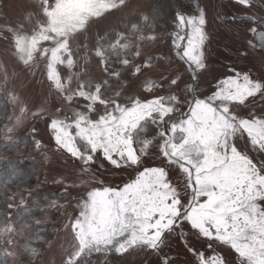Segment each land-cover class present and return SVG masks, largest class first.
Listing matches in <instances>:
<instances>
[{
	"label": "snow or ice",
	"instance_id": "snow-or-ice-1",
	"mask_svg": "<svg viewBox=\"0 0 264 264\" xmlns=\"http://www.w3.org/2000/svg\"><path fill=\"white\" fill-rule=\"evenodd\" d=\"M230 3L236 60L264 53L256 0ZM171 7L30 0L14 22L0 17V44L14 60H0V110L12 109L0 137L15 146L17 129L34 121L27 136L40 150L43 123L55 151L74 162L70 176L53 177L59 197L0 191L10 210L0 220V264H35V241L58 247V264H91L93 255L104 264L129 256L143 258L132 264H264V75L235 61L223 71L209 65L203 8L175 11L162 36L157 25ZM116 12L123 27L91 35ZM161 40L166 52L153 48ZM33 83L47 89L39 103L25 91ZM125 172L122 184H105V174ZM22 179L9 164L0 190ZM77 187L85 193L68 212L72 201H60ZM50 211L66 217L54 240L38 228Z\"/></svg>",
	"mask_w": 264,
	"mask_h": 264
},
{
	"label": "rangeland",
	"instance_id": "rangeland-1",
	"mask_svg": "<svg viewBox=\"0 0 264 264\" xmlns=\"http://www.w3.org/2000/svg\"><path fill=\"white\" fill-rule=\"evenodd\" d=\"M144 2V0H141ZM30 3V0H0V17L5 20L15 21L20 15L21 8ZM256 7L254 11L264 13V0H256ZM197 7L203 8L206 13L207 23L205 31L208 39L205 43V54L209 65L216 71H223V64L236 62L238 65H248L256 75H264V53H252L247 60H236V48L238 28L237 25L224 19L226 15H230L235 11L230 3V0H172V7L169 11V17L162 19L158 22L157 32L162 36L168 31L173 30L172 21L170 16L177 10L184 11L187 15L196 14ZM123 13H113L111 16L101 20L98 24H94L91 29V35L97 32L103 34L104 31L110 27L119 26L123 27L124 22L120 20ZM249 38H252L251 36ZM153 48L158 52H166L167 49L163 47V40L153 45ZM227 49V51H226ZM231 53V54H230ZM0 60L8 63H14L12 57L5 53L4 45L0 44ZM93 70H95V63L93 62ZM39 79V77H37ZM17 87H20V81L17 82ZM202 87H206L202 84ZM26 94L34 97L35 102L39 103L42 98V93L46 94V87L42 90L41 87L35 83L30 84L25 90ZM53 103H55L53 101ZM257 107L261 106L257 104ZM11 106L8 107L7 112L0 110V127L7 122V116L11 115ZM34 121H28L25 126L17 129L14 134V139H19V143L15 146H6L3 138L0 137V175H4L9 164H14L16 168L23 173L22 181L8 182L6 189L0 191L18 192L24 196L28 195V189H33V198L43 197L48 195L50 198L53 196L59 197L62 193V187L52 183L53 177L62 175H71L74 171V162L70 159H65L63 155L55 151L54 144L50 141L49 136L44 131L43 123L36 126L40 129V136L37 139H42L44 147L36 150L31 142V137L27 136L29 129L35 124ZM47 151V152H46ZM46 157V158H45ZM108 179L105 184L116 186L122 184L128 178V173H121L119 176L113 178L111 174H105ZM121 177L123 179H121ZM103 178V177H102ZM5 179L7 177L5 176ZM38 189V191H37ZM85 193L84 187H77L69 189L66 197L61 199V203L72 201V206L69 207L68 212H72L75 208L74 198H80ZM5 196L0 195V220L7 215L10 211L7 208ZM19 203V200L16 201ZM31 203V201H29ZM43 214L37 212L36 216L40 218ZM65 215L63 213H56L50 211L46 214L44 223L38 226L41 235L46 240H54L56 238L55 230L61 228L65 222ZM23 242V240L21 241ZM33 246L41 250V255L36 259L35 264H58L59 252L58 247L48 249L47 245L42 241H35ZM168 250L165 249V252ZM174 254V253H170ZM27 259V258H25ZM143 259L139 256H129L123 260H113L108 257L109 264H132L133 261ZM181 259H189L188 257L181 256ZM231 259V258H230ZM105 257L93 255L91 264H104Z\"/></svg>",
	"mask_w": 264,
	"mask_h": 264
}]
</instances>
